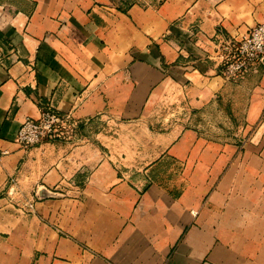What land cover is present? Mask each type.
Wrapping results in <instances>:
<instances>
[{"label": "crops", "instance_id": "crops-1", "mask_svg": "<svg viewBox=\"0 0 264 264\" xmlns=\"http://www.w3.org/2000/svg\"><path fill=\"white\" fill-rule=\"evenodd\" d=\"M263 22L264 0H0V264H264V64L227 78L219 51ZM48 107L71 141L18 145Z\"/></svg>", "mask_w": 264, "mask_h": 264}, {"label": "built area", "instance_id": "built-area-1", "mask_svg": "<svg viewBox=\"0 0 264 264\" xmlns=\"http://www.w3.org/2000/svg\"><path fill=\"white\" fill-rule=\"evenodd\" d=\"M219 51L223 73L227 78L245 75L264 61V22L251 29L240 39L224 42ZM70 117L58 114L54 108H45L39 119L27 118L20 127L15 142L32 148L64 137L63 128ZM8 153L0 148V160Z\"/></svg>", "mask_w": 264, "mask_h": 264}, {"label": "rangeland", "instance_id": "rangeland-1", "mask_svg": "<svg viewBox=\"0 0 264 264\" xmlns=\"http://www.w3.org/2000/svg\"><path fill=\"white\" fill-rule=\"evenodd\" d=\"M183 117H184V115H183ZM70 120V122H69V124H67L64 128H63V134H64V137L63 138H61V139H57V140H55L54 141V143L55 142H67V141H71V139H72V136H73V131L76 129V127H75V123L72 121V119L71 118H69Z\"/></svg>", "mask_w": 264, "mask_h": 264}, {"label": "water", "instance_id": "water-1", "mask_svg": "<svg viewBox=\"0 0 264 264\" xmlns=\"http://www.w3.org/2000/svg\"><path fill=\"white\" fill-rule=\"evenodd\" d=\"M263 64H264V61H263Z\"/></svg>", "mask_w": 264, "mask_h": 264}]
</instances>
